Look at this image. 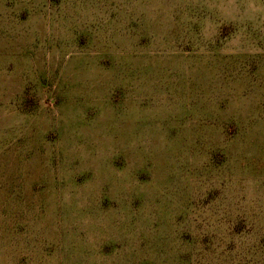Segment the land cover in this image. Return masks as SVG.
<instances>
[{
	"label": "rangeland",
	"instance_id": "1",
	"mask_svg": "<svg viewBox=\"0 0 264 264\" xmlns=\"http://www.w3.org/2000/svg\"><path fill=\"white\" fill-rule=\"evenodd\" d=\"M0 264H264V0H0Z\"/></svg>",
	"mask_w": 264,
	"mask_h": 264
}]
</instances>
